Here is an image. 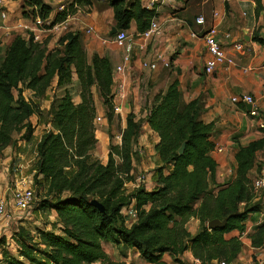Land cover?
Returning a JSON list of instances; mask_svg holds the SVG:
<instances>
[{
  "label": "trees",
  "instance_id": "16d2710c",
  "mask_svg": "<svg viewBox=\"0 0 264 264\" xmlns=\"http://www.w3.org/2000/svg\"><path fill=\"white\" fill-rule=\"evenodd\" d=\"M107 1L116 30L128 29L134 20L137 31L142 32L157 15L155 9L144 7L140 0ZM190 1L183 0L185 4ZM254 1L257 11L260 0ZM23 3L42 21L49 19L54 9L44 0ZM90 3L91 0H72L56 10L42 27L51 28L74 13L77 6ZM252 40L264 44L256 33ZM55 78L56 88H62L63 93L53 96L45 112L53 129L44 131L36 143L33 177L45 182L48 196L39 201L38 208L55 211L59 233L42 229L32 234L18 226L13 232L18 255L2 250L0 264H125L109 257L102 247L104 241L115 244L121 256L134 248L150 264H169L163 258L165 253L173 257V264H184L181 255L186 250L199 264H230L242 243L239 236L225 234L237 230L241 235L249 215L261 211L249 172L257 166L259 174L263 168L257 154L264 156V135L246 145L235 142L234 177L217 183V163L211 156L215 124L200 118L197 99L181 101L178 82L173 79L165 90L154 95L145 117L158 136L155 152L160 165L152 170L155 185L149 190L142 185L126 191L125 182L134 179L133 145L142 120L129 112L120 144L110 143L104 160L92 157L91 150L97 144L93 88L110 121L112 67L105 56L94 53L88 58L79 34L68 31L52 47L46 39L35 40L29 34L15 35L6 48L0 60V153L13 143V134L18 130L24 129L22 139L32 138L34 127L29 118L33 114L41 116L39 100ZM75 82L78 101L69 90ZM23 88L31 91L29 97L22 95ZM182 144L183 152L179 154ZM93 199L103 205V211L92 203ZM131 203L137 216L127 224L121 211ZM237 211L223 228L206 226L210 219H223ZM191 217L200 225L194 235L185 227ZM249 237L252 246L262 245L264 219Z\"/></svg>",
  "mask_w": 264,
  "mask_h": 264
},
{
  "label": "crops",
  "instance_id": "0c3cea01",
  "mask_svg": "<svg viewBox=\"0 0 264 264\" xmlns=\"http://www.w3.org/2000/svg\"><path fill=\"white\" fill-rule=\"evenodd\" d=\"M10 1L4 0V5L9 11V17L0 29V60L15 35L36 34L41 39H46L48 46L52 47L56 45L60 35L71 31L79 34L81 46L87 57L90 58L92 54L97 53L107 57L110 61L113 73L112 93L117 83L124 84L126 98L121 102V114H113L110 121L106 118L105 108L102 106L97 89L93 88L96 114L103 116V121L98 127L99 134L96 135L97 144L91 150L93 158L100 160L106 158L109 144L118 143L115 138L118 132L111 130L113 120L118 117L121 119L120 130L122 131L125 127L126 115L132 112L136 119L142 120V124L140 134L133 145L131 174L134 175L135 179L138 172H145L147 179H150L152 169L160 165L155 152L158 136L149 127L145 117L154 95L165 90L173 79L178 82L181 101L187 103L197 99L201 108L200 118L205 122L213 121L215 124L212 134L215 147L211 151V156L217 163L215 170L217 183L228 182L234 177L235 142L246 145L264 135V132L257 128L255 120L248 115L245 106L242 107L230 101V97L234 94L251 93L258 101L264 118V99L262 98L264 91V44L252 40L255 33L264 39V0H260V7L257 11L254 0H191L187 4L183 0H140L144 7L155 9L156 18L161 28L160 34L153 36L147 42L146 52L137 48L136 42L139 32L134 20L130 22L127 29L128 45L118 48L109 42L102 43L101 37L109 34L114 23L113 10L107 0H91L89 5H79L74 13L51 28H44L42 25L49 22L56 10H61L60 7L68 5L72 0H44L53 5L54 9L50 18L42 21L39 27L33 26V19L36 15L31 7L26 5L22 10V15L18 16L15 8H13L14 4ZM24 11L27 12L23 13ZM196 16L204 17V27L195 23ZM211 25L217 28L223 49L228 56L233 58L234 63L228 66L218 65L213 72L207 74L204 72V62L208 54L203 39L195 38L190 33L192 31L202 32ZM89 27L93 28L91 32L86 31ZM226 32L230 33L229 38H224L223 34ZM234 42L241 43L242 48L235 49ZM125 53L130 54V59L123 62ZM157 54L167 58L170 61V66L164 67L159 64L156 70H148L141 66L143 59L152 60ZM119 64L125 66L123 74L114 73V68ZM53 85L56 87V78L51 87ZM49 89L46 92L47 96ZM26 91L30 96L31 91L28 89ZM51 99V96L47 99H40L47 102V104L46 102L40 103L39 100L40 108L48 110ZM78 100L79 98L76 101ZM41 119L40 115L36 116L38 127L41 124ZM42 129L43 131L39 135H36L34 129L33 136L29 141L19 137L24 129L19 133H14L13 143L3 150L7 156L6 159L9 161L13 158L18 161L22 160L20 164L28 167L29 164L24 159L31 155L30 161H34L35 164L36 143L45 130L53 129L51 122ZM218 147H221L222 150H217ZM257 156L258 163L262 162V167H264V156L260 152ZM257 174L258 168L254 166L250 170L249 176L254 179ZM134 179L125 182L126 191L134 188ZM42 183L45 185V182ZM3 187L5 185H2V189H0V196L4 195ZM151 188L153 185L146 186L148 190ZM255 195V202L262 205L261 211L249 215L246 228L241 235L237 230L225 234V237L239 236L242 243L237 257L230 264H244L254 258H261L262 264H264V246H252L249 237L254 227L264 219V188L255 191ZM130 206L134 207L133 203ZM47 211H51L53 222L58 226L55 211ZM253 218H256L255 221H251ZM248 224L250 225L248 226ZM48 226L50 227L51 224L49 223ZM185 227L191 235L200 230L198 219L193 217L186 222ZM126 254V256H122L125 264H133L132 261H127L131 254L140 256L134 248L128 249ZM163 258L169 264H173V257L170 254L165 253ZM181 260L184 264H199L189 250L181 255ZM139 261H141L140 264H150L142 257H139ZM215 263L216 261H213V264Z\"/></svg>",
  "mask_w": 264,
  "mask_h": 264
},
{
  "label": "built area",
  "instance_id": "2783aa9c",
  "mask_svg": "<svg viewBox=\"0 0 264 264\" xmlns=\"http://www.w3.org/2000/svg\"><path fill=\"white\" fill-rule=\"evenodd\" d=\"M62 9V7H60ZM9 12L6 6L4 5V0H0V29L3 27L4 22L8 20ZM42 20L36 15L33 19V26L39 27ZM195 23L204 27L205 20L203 16H196ZM93 30L92 27L87 28V32H91ZM161 28L158 24L156 16H153L151 19L149 26L142 32L137 34V48L140 51L146 52L147 50V42L153 38V36H157L160 34ZM191 36L195 38H202L204 42V46L208 57L204 62V72L211 73L218 65H231L234 63L233 58L228 56L221 44V40L218 36V30L213 25L207 27L202 32L192 31ZM29 35V34H28ZM35 40H42L39 35L32 34ZM224 38H229L230 33L226 32L223 34ZM102 43H112L118 48H123L129 43V35L127 33V29L116 30V32L112 35L107 34L104 37H101ZM233 46L235 49H241L242 45L239 42H234ZM130 59V54L125 53L123 55V62H126ZM161 64L164 67L170 66V61L167 58H164L162 55L157 54L156 57L152 60L143 59L141 61V66L148 70H156L158 65ZM125 72L124 64H119L114 68V73ZM126 98V91L124 84H116L113 97H112V112L113 114L120 115L122 111L121 102ZM262 98L264 99V91L262 93ZM230 101L233 104H237L240 106L250 105V108L247 109L248 115L255 120L256 126L260 131L264 132V118L262 116V111L260 105L253 94L251 93H241L234 94L230 97ZM103 121V116L96 114L94 117V125L99 126ZM95 131L97 128L95 127ZM116 140L120 144L121 142V131L118 132L115 136ZM217 150H222L221 147H218ZM147 179V175L145 172H138L134 179V188L138 186H145V182ZM11 189L9 190L8 195H4L0 197V230L2 234H4L10 227V223L14 219L16 214L21 212H28L30 206L35 201L36 197L33 191L32 180L28 178H16L11 185ZM252 188L255 191L264 188V167L261 172L252 180ZM122 214L125 217V222L127 224L132 223L136 216L137 211L135 207L125 206L122 209ZM13 233V232H12ZM12 237V235H11ZM264 246V240L262 242ZM263 260L261 258L251 259L246 261L244 264H262ZM218 264H225L224 261H220Z\"/></svg>",
  "mask_w": 264,
  "mask_h": 264
},
{
  "label": "rangeland",
  "instance_id": "374dc122",
  "mask_svg": "<svg viewBox=\"0 0 264 264\" xmlns=\"http://www.w3.org/2000/svg\"><path fill=\"white\" fill-rule=\"evenodd\" d=\"M10 2H12V4H14L13 8H15V12L17 13V15L18 16L22 15V10L26 6L23 3V0H19V1L18 0H11ZM26 12L27 11H24L23 13H26ZM53 90H54V93H53ZM69 90H70L72 98L74 99V101H76L79 98L77 84L71 85L69 87ZM48 92H49L48 96L45 95L44 99H47V97H49V96H51L53 98V96H55V95H57V96L61 95L63 93V89H60V88L56 89V87H54V85H53L49 89ZM14 94L15 95L17 94L16 90H14ZM22 95L24 97H29L27 91L24 88L22 90ZM44 102H46V101L40 100V103H44ZM46 104H47V102H46ZM45 112H46V110H42V114H41L42 119H41V124H39V127L37 126L38 121H36V116L38 117L39 114H33L32 118H29V121L31 122L32 126L35 129L36 135H39L41 133V131H43L42 128H44L45 126L47 127V125L50 121L49 116ZM112 124H113V127L111 130L116 131V132L121 131L120 130L121 119L119 117L115 118L113 120ZM95 127L97 128V131H95V133H96V135H98L99 134L98 133V127L99 126L96 125ZM17 133H19V130ZM15 136H17V134H15ZM3 150L0 153V189H2V185H5V187H3L4 188V195L5 196L8 195L9 190L12 187L11 185H13V182L16 178L28 177L30 180H32L33 191H34L36 199L32 203V205L30 206V209L28 212H21V213L15 215L14 219L10 223L9 229L4 234H2V232L0 230V257H1V251L2 250L6 251L9 254H12L13 256L18 255V247H17L15 240H14V235H13L14 233H12V232H15V230L18 228V226H23V227L27 228L30 231V233H32V234H37V231L42 230V229H46L48 231L53 230V231L59 233V227L56 226L55 223L53 222L54 219H53V215L51 214V211L41 210L38 208L39 201L46 198L48 196L47 195L48 193L46 192L45 185L41 181H39L40 179H34V177H33L34 161H30L31 155H30V157L28 156L24 159L29 164L28 167L27 166L25 167V166L20 164L22 162V160L18 161V160H15V158H13L11 161H9V159H6L7 156L5 153H3ZM154 183H155V180H154L153 176H151L150 179H146L145 186H150V185L154 186L155 185ZM4 195H1L0 197H2ZM255 219H251V221H255ZM49 223L51 224L50 227L48 226ZM249 225L250 224H248V226ZM11 235H12V237H11ZM102 247L111 259H114V260L122 259V256L120 254V250L118 249V247L115 246V244L104 241V242H102ZM139 257L141 258V256H139ZM139 257H137L134 254H131L130 259L128 258L127 261H132L133 264H140L141 261H139Z\"/></svg>",
  "mask_w": 264,
  "mask_h": 264
},
{
  "label": "water",
  "instance_id": "95a60500",
  "mask_svg": "<svg viewBox=\"0 0 264 264\" xmlns=\"http://www.w3.org/2000/svg\"><path fill=\"white\" fill-rule=\"evenodd\" d=\"M115 32H116V28H115V26H112L110 31H109V34L112 35ZM249 108H250V105L247 104L246 109H249ZM183 148H184V144H182L181 147L179 148V150H178L179 154L183 152ZM92 203L95 206H97L99 208V210H101V211L104 210L103 205L101 203H99L96 199H93ZM238 213H239L238 211L231 213L228 216L224 217L223 219H218V218L210 219L209 221H207L206 226L209 228H223L224 225L226 224L227 220H228V217L236 215Z\"/></svg>",
  "mask_w": 264,
  "mask_h": 264
}]
</instances>
